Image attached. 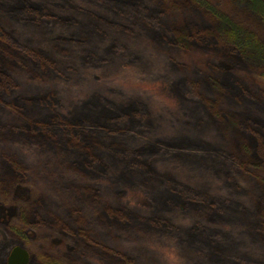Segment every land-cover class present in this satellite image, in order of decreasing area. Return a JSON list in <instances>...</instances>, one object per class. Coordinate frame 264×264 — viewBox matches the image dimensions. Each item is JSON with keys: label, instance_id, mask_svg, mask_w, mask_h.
<instances>
[{"label": "rangeland", "instance_id": "374dc122", "mask_svg": "<svg viewBox=\"0 0 264 264\" xmlns=\"http://www.w3.org/2000/svg\"><path fill=\"white\" fill-rule=\"evenodd\" d=\"M24 1L7 0L26 8ZM204 2L214 10L198 5L194 0H125L122 9L127 10L124 13L128 17L133 14L136 17L125 27L127 33L116 35L125 46L114 49L109 55L116 54L96 66L88 65L87 69L81 67L80 77L86 79L84 85L74 89L61 87L57 91L51 81L52 76L51 85H25L23 82L18 85L21 94L27 93L32 99L26 102L22 100L18 107L12 106L9 112L0 110L1 115L16 118L19 112L30 111L36 118H40V127L43 124V129L46 130L36 134L38 142H44L43 144L23 143L22 146L13 147V151L30 171L27 180L11 182L15 172L10 166L7 167L11 169L6 167V173L10 176L7 180H10H0V264L7 263L11 250L17 245L28 250L29 264H123L124 256L110 247L126 249L131 244H143L155 251V258L146 260L148 264H192L184 244L187 243L192 250H200L199 244H193H204V234L203 231L200 233L201 228L198 226H191L190 230L184 228L186 243H183L179 236L174 239L171 231L158 230L155 225L151 226L145 221L143 223L146 225L135 219L131 220V224L125 225L118 220H109L103 205L106 198L115 196L116 188L110 182L102 185L93 177L91 187L94 194L99 195L90 206V218L86 214L89 203L85 199L88 193L85 191V180L79 181L80 187L75 190L80 178L77 177L78 168L74 165L64 166L66 160L58 158L56 163L59 165H55V175L50 178L52 180L38 178L33 169L39 162L43 163L40 159L41 152H47L46 148L51 145V140L68 133L70 126L103 129L102 123L110 118H119L124 124L130 125L123 135L129 146L136 148L140 154L150 153L155 162L168 163L181 177L187 170L189 161L184 156H163V153L172 145L193 143L192 138L185 136L188 133L203 140L200 144H206L208 140L214 142L213 138L221 140L224 145L231 147L238 158L241 153H245L244 146L250 144L248 149L252 155L264 154V137L260 133L264 127L261 123L264 120V109H255L253 112L241 109L252 103L251 99L244 98V95H248L245 92L249 93V85L253 83L251 86L255 90L257 85L264 84V51L261 53L252 48H242L238 43L220 36V31L226 25L221 23L219 17L225 16L233 25H239L247 31L252 38L259 39L257 41L262 48L264 26L250 8V0ZM261 2L264 3V0ZM165 8L163 16L169 24H162L166 26L167 32L161 29L156 34L150 24L145 23L144 18L161 23V12ZM214 11L220 15H216ZM6 37L0 33V38ZM161 47L170 48L173 57L158 51ZM127 52L129 54L125 55ZM130 52H136L140 56L134 58ZM28 53L34 56L31 51ZM73 53V50H59L56 57L65 63ZM20 63L23 65V62ZM27 72L28 76H34L31 73L34 72L33 69ZM27 72L24 67L17 69L19 78L27 77ZM92 75L95 77L89 78ZM37 80L43 82L41 78ZM190 85L193 86L198 101L188 97ZM49 88L54 91L49 92ZM257 99L264 106V97H254V104ZM244 114L249 118L253 117L252 114L258 118L253 120V124H248ZM244 123L252 128L248 131L249 137L243 132ZM69 133L72 134L71 131ZM110 161L114 166L116 159L112 158ZM48 165H53L52 161ZM2 176L0 174V178ZM118 176H121L117 180L123 186L119 187L122 193L119 195L120 202L127 204V207L137 212H155V208L163 206L155 196L145 197V188L137 181L135 171L123 167ZM244 178L245 188L252 191L250 198L253 200L248 202V207L264 215V196L258 193L261 199L257 195L261 190L263 193L264 182H255L252 176ZM54 180L57 184L50 182ZM160 187L162 185H156L155 194L158 195L165 189L160 190ZM64 192L77 198L79 196L85 202L79 201L86 214L85 222L90 224V241L82 243L83 236L74 237L73 240L68 233L59 231L58 227L51 229V225H47L50 218L48 212L53 211L52 204L59 201ZM53 195H58V200ZM69 206L72 207V201H69ZM58 207H61L60 202ZM41 209L47 221L37 214ZM184 213L186 216L179 214L177 218L185 223L190 219V213L185 210ZM52 219L53 216L49 221ZM131 231L136 232V235L126 237ZM119 234H123L127 240L119 237ZM254 240H258L257 244L264 243V238L260 236H256Z\"/></svg>", "mask_w": 264, "mask_h": 264}, {"label": "trees", "instance_id": "16d2710c", "mask_svg": "<svg viewBox=\"0 0 264 264\" xmlns=\"http://www.w3.org/2000/svg\"><path fill=\"white\" fill-rule=\"evenodd\" d=\"M124 1L25 0L24 3L27 5L24 8L7 0H0V33L7 36L5 39L0 38V110L9 112L12 106L18 107L22 100L26 102L32 99L27 93L21 94L18 85L22 82L25 85H32L30 83L51 85L53 82L57 91L61 87L74 89L84 85L86 79L80 77L81 67L87 69L89 66H96L116 54L109 55L114 49L125 46L116 35L127 33L125 27H128L132 18L136 17L135 14L128 17L124 13L127 10V8L122 9ZM194 1L198 5H205L209 10H214L204 2L205 0ZM261 1L250 0V8L258 15L264 26V3ZM165 12L166 8L161 12V23L144 18L145 23L150 24L156 34L160 33L161 29L167 32L166 26L162 24V22L166 23L163 16ZM152 13L151 11L150 14ZM215 14L220 15L217 12ZM219 19L223 25H226L220 31V36L238 43L242 48H252L256 52L263 53L264 48L257 41L259 39L252 38L247 31L239 25H233L225 16H220ZM59 50H73L74 53L68 62L63 63L56 57ZM29 51L34 56L30 55ZM158 51L173 57V51L170 48L161 47ZM130 55L134 58L140 56L136 52H130ZM20 62H23V65ZM19 67H24L26 72L33 69L34 72L31 73L34 76H28L27 72V77L19 78L17 75ZM94 75L89 78L95 77ZM50 76L53 77L52 82ZM261 77L263 78L262 75ZM36 78H41L43 82H39ZM230 78L233 80V75ZM251 84L247 88L249 93L242 90L248 94L244 95V98L251 99L252 103L241 109L250 110V112L256 111L255 109H264L263 103H260L258 99V104L253 102L256 96L264 97V84L257 85L255 90ZM188 89H190L188 97L198 101L193 86L190 85ZM47 90L54 91L51 88ZM244 116L248 124H253V120L258 118L253 114L250 118L247 114ZM40 123V118H36L30 111L24 113L21 111L16 118L5 117L0 113V174L3 175L0 180L3 182L10 180H7L10 176L6 173V169L10 167L15 172L11 182L27 180L30 171L13 151V147L22 146L23 143L43 144L44 142L41 144L38 142L36 135L46 130L43 129V124L40 127ZM261 123L264 125V120ZM243 125V132L249 137L248 131L252 128L246 123ZM102 126L103 129H95L73 125L69 127L71 135L69 131L59 139H52L51 145L46 148L47 152H41L40 159L43 163L37 161L39 164L33 169L38 178L52 180L50 178L55 175V165H59L56 159H65L64 166L74 165L79 169L77 177L80 178L75 190L77 191L80 187L79 181L83 179L86 182L85 191L88 193L85 199L89 203L86 214L90 218L92 212L90 206L99 195H95L91 187L93 177L102 185L110 182L116 188L115 196L106 198L103 205L109 220H118L121 224L129 225L131 220L135 219L138 222L141 221L139 222L141 224L155 225L158 230L171 231L174 239L179 236L183 243H186L184 228L187 230L194 226L201 228L200 233L203 231L204 244L193 243L194 246L199 244L200 250H192L187 243L184 244L185 252L190 254L192 264H264V243L257 244L258 240L262 241L260 238H257V241L254 240L256 236L264 238V215L248 207V202L253 200L250 198L252 191L244 186L245 176H252L255 182H264V154L252 155L248 149L250 144L244 146L245 153H241V157L238 158L231 147L224 145L221 140L216 141V138H213L214 142L208 140L206 144H200L203 140L188 133L185 136L192 138L193 143L172 145L163 153V156L171 154L184 156L185 160L189 161L187 170L181 177L168 166V163L155 162L150 153L140 154L136 148L125 142L123 135L130 125L124 124L119 118H110L104 120ZM260 133L264 137V127L261 128ZM145 144L148 146L147 143ZM24 153L22 156L28 159ZM109 155L113 160L116 159L114 166L111 161L109 162L112 160ZM49 158L51 159L48 160ZM50 161L53 165H48ZM123 167L137 173V181L145 188L146 198L155 196L163 206L155 208V212H137L120 202L119 195L122 193L119 187L123 186L117 178L121 177L118 175ZM50 182L57 184L55 180ZM156 185H162L160 190L165 188L158 195L155 194ZM260 187L259 184V190ZM258 193L264 196V191L257 192L261 198ZM53 197L58 200V195ZM69 201H72V207L69 206ZM79 201L82 202L83 199L75 195H66L64 192L59 201L55 204L51 203L53 211L48 212V215L50 218L53 216V219L49 221V218L47 225L50 224L51 229L54 226L58 227L59 231L68 233L73 240L74 237L83 236L82 243H85L90 241L88 237L90 224L88 221L85 222L86 214ZM58 202L61 207H58ZM184 210L190 213V219L185 223L177 218L179 214L185 215ZM37 214L46 220L42 209L37 211ZM131 234L134 236L136 232L131 231L126 237ZM119 237L127 240L123 234H119ZM110 248L124 256L123 264H148L146 260L153 259L156 255L153 249H148L143 244H131L126 249L116 246Z\"/></svg>", "mask_w": 264, "mask_h": 264}, {"label": "water", "instance_id": "95a60500", "mask_svg": "<svg viewBox=\"0 0 264 264\" xmlns=\"http://www.w3.org/2000/svg\"><path fill=\"white\" fill-rule=\"evenodd\" d=\"M30 254L27 249L22 246H15L8 258L6 264H29Z\"/></svg>", "mask_w": 264, "mask_h": 264}]
</instances>
